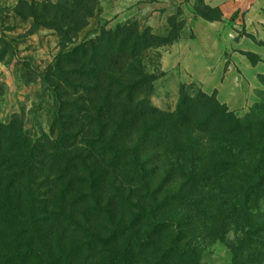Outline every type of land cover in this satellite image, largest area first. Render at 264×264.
<instances>
[{"label":"trees","instance_id":"16d2710c","mask_svg":"<svg viewBox=\"0 0 264 264\" xmlns=\"http://www.w3.org/2000/svg\"><path fill=\"white\" fill-rule=\"evenodd\" d=\"M97 4L62 14L68 44ZM177 39L123 27L68 48L49 81L56 137L0 126V264H200L207 243L264 264V102L239 117L182 87L173 111L152 107L141 59Z\"/></svg>","mask_w":264,"mask_h":264},{"label":"rangeland","instance_id":"374dc122","mask_svg":"<svg viewBox=\"0 0 264 264\" xmlns=\"http://www.w3.org/2000/svg\"><path fill=\"white\" fill-rule=\"evenodd\" d=\"M130 1L98 0L86 27L70 34L69 37L75 38L68 44L62 36L67 31V25L61 18L65 11L74 9L71 7L74 0H0V126L15 122L32 138L33 143L45 137H56L52 124L58 110L49 81L58 55L64 54L68 48L91 41L103 31L116 32L123 27L134 28L146 37L164 38L170 35L189 39L194 37L189 24L192 16L206 21L219 16L218 11L208 9L204 0H187L186 12L178 8L164 32L159 27H146L143 20H146L147 14L140 12V0L128 4ZM45 2L54 8L44 9L47 6ZM237 17L233 16L234 19ZM78 18L74 15L72 19L77 21ZM199 32L195 31L198 37L194 45L178 49L180 64L170 61L171 44L150 49L144 54L141 59L143 67L153 79L148 97L150 105L161 111H173L180 89L187 87L208 96L215 94L220 104L243 117L255 105L264 102V82L259 76L252 78L249 70L251 63L245 53L239 52L243 57L232 59L229 49L220 58L229 41L221 38L218 41L215 30L210 38L203 37V31ZM227 32L232 40L251 37L244 35L241 28ZM220 36L223 37L224 33ZM240 44L249 52L255 48L251 41H241ZM164 58H167L165 65ZM63 102V99L60 100V103ZM226 239L230 242L233 237L230 234ZM200 253V264H232L233 255L224 244H203Z\"/></svg>","mask_w":264,"mask_h":264},{"label":"crops","instance_id":"0c3cea01","mask_svg":"<svg viewBox=\"0 0 264 264\" xmlns=\"http://www.w3.org/2000/svg\"><path fill=\"white\" fill-rule=\"evenodd\" d=\"M187 0H140L142 14H147L146 20H143V24L151 29L161 28L164 32L168 29V22L176 13L177 9L181 8L185 11ZM206 6L212 9H218L221 13L222 19L220 21H206L198 16H192L189 20L190 27L194 32V37L189 39H178L171 44L172 57L170 61L172 63L180 64L179 56L177 54L180 47H189L194 45L197 40V34L195 31H203L201 35L203 37H209L215 30L217 40L220 38L223 41H229L220 58H222L229 49L232 59L237 56L240 58L242 53H253L260 57L262 62L256 65H250V73L252 78L256 76L264 75V47L259 46L256 42L264 43V0H204ZM129 2V1H128ZM127 2V3H128ZM133 3L134 0H131ZM134 4V3H133ZM234 15H238L237 18H233ZM160 25V26H159ZM233 26V27H232ZM233 28H241L244 31V35L251 36L250 38L242 36L235 40L230 39L227 36V31H233ZM213 31V32H212ZM199 32V33H200ZM198 33V34H199ZM220 33H224L221 37ZM226 33V34H225ZM163 35V33H160ZM241 41H251L254 44L253 52L244 50L241 47ZM256 41V42H253ZM169 54V55H171ZM243 57V56H242ZM167 58L163 59V63ZM248 65V63H245ZM229 71V70H228ZM231 71V70H230ZM251 85V84H250ZM252 86H255L252 84ZM219 94V92H218ZM220 96V94H219ZM222 100V99H221ZM224 102V100H222ZM226 103V102H224ZM227 104V103H226Z\"/></svg>","mask_w":264,"mask_h":264}]
</instances>
